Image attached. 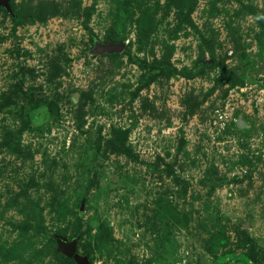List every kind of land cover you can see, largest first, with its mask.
<instances>
[{"label": "rangeland", "instance_id": "rangeland-1", "mask_svg": "<svg viewBox=\"0 0 264 264\" xmlns=\"http://www.w3.org/2000/svg\"><path fill=\"white\" fill-rule=\"evenodd\" d=\"M58 237L264 264V0H0V264Z\"/></svg>", "mask_w": 264, "mask_h": 264}, {"label": "water", "instance_id": "water-1", "mask_svg": "<svg viewBox=\"0 0 264 264\" xmlns=\"http://www.w3.org/2000/svg\"><path fill=\"white\" fill-rule=\"evenodd\" d=\"M107 51L113 52V51H119L122 50L121 46H108L105 48ZM57 243L59 246V250L66 254L69 258H73L77 264H89L88 260L84 257L79 256L76 253V241L67 242L65 239L58 237Z\"/></svg>", "mask_w": 264, "mask_h": 264}]
</instances>
